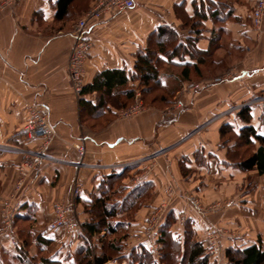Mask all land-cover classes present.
Returning <instances> with one entry per match:
<instances>
[{"label":"crops","instance_id":"0c3cea01","mask_svg":"<svg viewBox=\"0 0 264 264\" xmlns=\"http://www.w3.org/2000/svg\"><path fill=\"white\" fill-rule=\"evenodd\" d=\"M55 1L10 0L0 9V218L10 214L16 239L0 235V264H82L87 250L90 259L102 256L101 239L115 234H89L83 225L93 220L89 206L104 192L112 203L108 209L118 208L110 222L125 223L127 237L118 250H107L123 264H163L156 258L160 225L179 242L188 233L206 255L214 237L222 251L252 245L264 250V174L252 170L256 176L243 177L227 158L233 142L224 143L219 133L222 122L236 133L246 125L237 112L228 113L246 103L250 124L264 136V34L257 35L251 23L257 0H135L130 11L94 21L85 87L115 71L126 79L119 87L137 88L131 76L149 42L187 44L188 51L156 52L162 86L175 93L193 90L178 99L180 112L169 115L152 106L127 120L116 118L121 108L110 98L116 88L110 97L102 90L74 96L66 72L73 36L67 21L55 19ZM206 72L204 79H191ZM37 105L47 107L55 135L41 161L21 175L26 154L33 155L39 144L23 132L28 109ZM201 125L206 129H196ZM75 184L81 185L77 197ZM166 200L167 209L153 223L150 212ZM67 202L81 225L73 235L47 227L53 205Z\"/></svg>","mask_w":264,"mask_h":264},{"label":"trees","instance_id":"16d2710c","mask_svg":"<svg viewBox=\"0 0 264 264\" xmlns=\"http://www.w3.org/2000/svg\"><path fill=\"white\" fill-rule=\"evenodd\" d=\"M93 0H56L55 1V19L60 20L63 23L72 19L73 16H81L86 12L92 5ZM168 36L170 40L174 37L173 32H169ZM149 46L145 54H140L137 57L135 62V72L131 76L132 80H138L141 87V92L147 93V91H152L155 89H162L166 94L165 96H158V99H150V103L157 101L158 103H164L169 105L174 102V93L175 91L163 87L158 73V68L161 65V59L156 56L157 51H173V53L178 52L180 48H186V45L178 44L174 45V42H159L156 38L154 41L148 43ZM192 52L200 54L195 51L194 48H191ZM171 55V54H170ZM168 55V58H170ZM167 58V59H168ZM169 60V59H168ZM182 76L187 78L188 68L185 67L182 69ZM126 79L121 72H105L94 78L93 83L89 86H83L81 95L84 91L91 90H102L105 92V95L108 97L111 96V93L114 88L115 95L110 98L116 99L117 108L126 107L133 99L135 88L134 86L123 85L119 87V84H125ZM119 87V89H118ZM121 96L123 99H121ZM121 100V101H119ZM123 100V102H122ZM105 108L104 110H106ZM238 118L246 125L239 129V132L236 133L234 127L229 123H223L219 129L220 138L223 142L225 140H232V136L238 138V141L234 140V145L228 149L227 158L232 164H236L238 168L242 171H251L256 170L260 174H264V136L259 134L251 124H250V107L244 106L240 111L237 112ZM230 135V136H227ZM232 134V136H231ZM239 143L242 147H245L241 152H236L234 149L235 146ZM120 189V188H119ZM118 189V191H119ZM135 190V189H134ZM102 196L97 202L93 203L92 206H89V212L91 213L93 220L89 223L84 224V228L89 234L94 232H99L104 229L106 233L114 235L112 240L101 239L103 244L104 252L102 256L96 258H89L90 251L85 254L86 261L82 264H103L106 260L112 257L108 254V249L111 248L113 251L118 250L121 245V240L124 241L127 237L126 227H124L123 222L113 223L110 222L111 219L115 218L118 214V208L108 209V206L112 203H108L107 200L110 198L109 194ZM124 230V232H120ZM120 232V233H119ZM122 233V234H121ZM74 233H71L73 235ZM183 239V242H179L177 239H169V236H166V232L162 231V226L160 225L157 230L159 253L156 256L158 263L163 264H264V250L256 245L247 247L246 249H226L222 254L218 256L215 260L209 258V255L205 254L206 249L203 247L200 242H190L188 233ZM164 244V246L162 245ZM22 245L18 246L17 250H21ZM219 259V260H218ZM216 261V263H214ZM145 264V263H138Z\"/></svg>","mask_w":264,"mask_h":264},{"label":"built area","instance_id":"2783aa9c","mask_svg":"<svg viewBox=\"0 0 264 264\" xmlns=\"http://www.w3.org/2000/svg\"><path fill=\"white\" fill-rule=\"evenodd\" d=\"M10 0H7L8 2ZM135 0H93L91 7L80 17L72 30L73 43L71 51L68 56L66 70L68 73L69 81L73 91L77 95H81L84 86V67L88 58L89 51L92 47L90 39V32L92 30L93 22L102 18L106 14L126 13L134 8ZM264 20V0H257L251 11V23L253 28L258 34L264 33L263 27ZM193 89L198 88V84L192 86ZM135 102L128 108L118 112L120 118H127L140 113L144 108L141 102L138 101L137 96ZM174 107H181V102L177 100ZM164 112H171L165 109ZM28 120L23 126V132L29 139H37L39 144L37 151L31 155L26 154L24 162L20 167V174L25 175L27 171L33 168L44 157L45 149L49 142L55 135V130L49 121L48 109L45 106L37 105L28 109ZM76 149L80 155L85 152L84 146L79 143ZM20 181L17 182L19 186ZM81 192V185L75 184L73 187V195L77 197ZM74 207L71 202L55 203L53 205V216L49 220L47 227L49 230H64L66 232L78 233L81 231V225L74 217ZM3 222L8 229L0 228V235H6L13 243L16 239L13 235L12 219L8 212L3 213ZM153 222V221H152ZM154 226L152 223L148 224L149 228ZM147 231V230H145ZM214 248L211 243L207 253H215L217 245ZM217 254V253H216ZM215 254V255H216ZM103 264H123L120 257H111Z\"/></svg>","mask_w":264,"mask_h":264},{"label":"rangeland","instance_id":"374dc122","mask_svg":"<svg viewBox=\"0 0 264 264\" xmlns=\"http://www.w3.org/2000/svg\"><path fill=\"white\" fill-rule=\"evenodd\" d=\"M6 1L7 0H3L1 3H0V9H2L5 5L4 4H6ZM80 1V5H82L81 4V1H83V0H79ZM85 13V12H84ZM83 13V14H84ZM83 14L81 15V16H79V17H77V16H73V18L72 19H69L68 21H67V25L65 26V28L66 29H68V30H70L71 32H72V30H73V28H74V25L77 23V21H78V19L80 18V17H82L83 16ZM253 27V26H252ZM256 31V30H255ZM256 34L257 35H263L264 33H261V34H258L257 33V31H256ZM247 51H252L251 49H249V50H247ZM217 53L218 54H220V55H222L223 54V52H222V50H218L217 49ZM235 57H236V54H233L232 56H229V60L231 59V61H233L234 59H235ZM233 58V59H232ZM203 67V66H202ZM205 68L206 67H203V70H205ZM207 68H209V66H207ZM66 72H67V70H66ZM67 75H68V73H67ZM192 77H191V79H193V80H200V79H204V78H206V76L208 77V73L206 72V73H201V74H199V76L197 75H191ZM84 77H85V68H84ZM84 77H83V80H84ZM68 79H69V77H68ZM70 82V81H69ZM70 87H71V84H70ZM135 92H134V96H133V99H132V101L126 106V107H124V108H121V109H118L117 110V113H116V118L117 119H119V120H127V119H132V118H135L136 116H138L139 114H141L142 112H144L145 110H147V109H149V108H153L152 106H154V108H157V109H160L163 113H169V115H171V114H176V113H178V112H180V110H181V107H179V108H177V107H174V104H175V102L178 100V99H187L188 98V96L189 95H192V93H193V90L192 89H190V88H186V87H181L180 89H178L177 90V92L176 93H174V96H173V98H174V102L173 103H171V104H169V105H166V104H164V103H158L157 101H154V102H152V103H150L149 101H150V99H153V98H155L156 100L158 99V96H165L166 94L163 92V90L162 89H155V90H152V91H147V93H142L141 92V87H135ZM71 90H72V92H73V94H74V96L75 97H79V95H77L74 91H73V89H72V87H71ZM136 96H137V99H138V101L139 102H141V104H142V106H143V110L140 112V113H138V114H136V115H133V116H130V117H127V118H120V116H118V112L119 111H121V110H124V109H126V108H128V107H130L136 100H135V98H136ZM180 101V100H179ZM181 102V101H180ZM245 104L246 103H241V104H239V105H235L234 104V106H232V107H230L229 109H228V113H230V112H238V111H240L244 106H245ZM182 106V105H181ZM249 106V105H248ZM250 107V106H249ZM165 109H167V110H170L171 112H164V110ZM259 109L260 110H263L261 107H259ZM264 111V110H263ZM263 113V112H262ZM210 124H212L211 122L209 123V124H207V127H208V125H210ZM222 124H223V122H222ZM221 125V124H220ZM205 126L206 125H201V126H198V127H201V128H196V129H206L205 128ZM227 136H230V135H228L227 134ZM231 136H232V134H231ZM220 140H221V138H220ZM234 140H236V141H238V138H236V137H234V136H232V140H225V142L224 143H226V144H228V143H230V142H233L234 143ZM222 141V140H221ZM234 149H236L235 151L238 153V152H241L242 150H244L245 149V147H242L241 145H239V143H237V145L235 146V148ZM243 173H244V176L243 177H245V178H251V177H254V176H256V174H254V173H252L253 171L251 170V171H242ZM168 190L170 191V194H171V192H173V187L171 186V185H169V187H168ZM175 192L176 191H174V195H175ZM185 193V196L187 197V198H191L192 200H195L194 202L196 203H198V201L196 200V198L194 199L193 197V195H191L190 193H188V192H184ZM174 195H171V198H174L173 196ZM168 198H170V197H168ZM168 200H166V202L164 201V202H162L160 205H159V208L158 209H156L155 211H153V212H150V218L153 220V223H155L157 220H159L161 217H162V215H163V212L167 209V204L169 203V202H167ZM199 204V203H198ZM215 207H218V205L217 204H215L214 205ZM0 222H1V227H3L4 229H8V227L5 225V223L3 222V217H1L0 218ZM154 225V224H153ZM14 230V229H13ZM212 241V243H213V246H214V248L216 247L215 245H217V250H216V252L215 253H211V254H208L211 258H213L214 260L216 259V258H218V256L220 255V254H222L223 253V251L220 249V246H219V241H218V238H212L211 239ZM217 253V254H216ZM216 254V255H215ZM113 257H117V255L116 256H113ZM119 257V256H118ZM219 260V259H218ZM214 263H216V261L214 262ZM221 264V263H220Z\"/></svg>","mask_w":264,"mask_h":264}]
</instances>
